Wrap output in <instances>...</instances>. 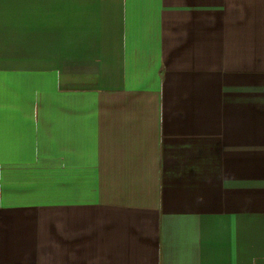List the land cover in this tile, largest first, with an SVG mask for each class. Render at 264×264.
I'll return each mask as SVG.
<instances>
[{
    "label": "crops",
    "instance_id": "crops-1",
    "mask_svg": "<svg viewBox=\"0 0 264 264\" xmlns=\"http://www.w3.org/2000/svg\"><path fill=\"white\" fill-rule=\"evenodd\" d=\"M0 264H264V0H0Z\"/></svg>",
    "mask_w": 264,
    "mask_h": 264
}]
</instances>
